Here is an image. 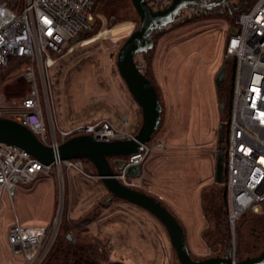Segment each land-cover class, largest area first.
Returning a JSON list of instances; mask_svg holds the SVG:
<instances>
[{
    "label": "rangeland",
    "instance_id": "374dc122",
    "mask_svg": "<svg viewBox=\"0 0 264 264\" xmlns=\"http://www.w3.org/2000/svg\"><path fill=\"white\" fill-rule=\"evenodd\" d=\"M255 2L225 0L221 11H183L174 24L152 36L153 49L136 57L141 71L156 87L163 107L162 123L151 140V144H164L160 151L151 155L152 158L157 153L161 158L157 165L158 178L160 173L166 175L164 183L159 185L185 189L180 196L182 201H175L173 214L185 229L189 253L197 261L217 257L218 252L213 240L207 241L213 230L207 235L199 234L202 221L200 189L205 185L203 188L208 189L212 199L219 194L215 185L216 161L224 152L219 146L221 134L217 123L221 112L215 97V78L225 63L227 38L233 25L235 27L237 16ZM153 4L155 10L168 6L164 0ZM125 6L127 8L118 10L123 19L117 23L111 11L107 14L104 7L98 5L95 13L99 22L97 30L85 34L79 39V46L67 50L56 59L55 65L44 70L47 95H43V78L37 72L43 107L46 110L50 102L61 131L70 132L73 128L102 120L114 123L125 132L141 129V109L117 67L121 47L140 27V18L131 0L126 1ZM20 11L16 9V12ZM146 56L151 58V71ZM27 67L28 64L22 61L0 69L2 75L8 77L0 84V99L6 104L19 102L30 93L31 86L25 79ZM224 95H227L226 90ZM222 105L224 110L225 104ZM207 108L210 114L206 113ZM199 115L203 122L198 120ZM125 119L129 121L128 126L122 124ZM148 158L142 165L146 173ZM84 171L86 175L63 169L61 178L59 175L53 179L41 177L19 185L14 197L8 194L0 197V264H22L21 257L13 256L15 260L19 259L13 261L6 243L10 225L17 220L25 226L52 224L60 215L62 202L61 224L89 218L85 229L92 238L88 243L96 244V238L99 240L107 264H180L169 234L157 218L126 201H108L110 193L101 180L95 178L96 170L85 163ZM148 189L140 191L154 196ZM260 214L264 215L262 208L259 214L247 213L249 216ZM187 227L197 229V235L189 236ZM241 231L248 234L249 226L243 223ZM231 233L232 242L226 250L235 253L236 260H240L236 253V230L234 235L232 230ZM74 236L78 237V234L74 232Z\"/></svg>",
    "mask_w": 264,
    "mask_h": 264
},
{
    "label": "built area",
    "instance_id": "2783aa9c",
    "mask_svg": "<svg viewBox=\"0 0 264 264\" xmlns=\"http://www.w3.org/2000/svg\"><path fill=\"white\" fill-rule=\"evenodd\" d=\"M94 5L95 0H0V69L7 68L14 59L26 62L25 79L31 86L30 93L19 102L6 104L0 99V118L26 126L54 151L75 136L116 141L130 140L136 135L121 131L108 120L63 132L52 114L50 102L46 110L43 107L37 72L43 78V95H47L44 70L55 65L56 59L67 50L80 45V34L90 29L95 18ZM233 29L238 33L232 34ZM231 32L225 52L236 59V68L230 132L224 154L228 221L234 235L237 221L247 212L259 214L264 200V0H257L251 8L242 11ZM122 124L128 126L129 121L125 119ZM163 145L152 142L142 153L130 157L123 170L116 173L117 179L129 188L143 190L144 173L131 178L126 170L132 165H143ZM63 169L86 175L81 159L76 162L56 159L46 165L21 149L0 142V197L10 195L13 187L41 177L61 178ZM95 178L99 179L97 175ZM63 207L62 202L60 215L52 224L25 226L17 220L10 225L8 246L13 256L21 257L22 264H42L45 260L58 236Z\"/></svg>",
    "mask_w": 264,
    "mask_h": 264
},
{
    "label": "water",
    "instance_id": "95a60500",
    "mask_svg": "<svg viewBox=\"0 0 264 264\" xmlns=\"http://www.w3.org/2000/svg\"><path fill=\"white\" fill-rule=\"evenodd\" d=\"M131 1L140 18V27L121 47L117 57V67L121 78L142 112L143 125L135 137L130 140L96 141L92 136H75L63 143L57 151H54L51 147L40 142L26 126L9 118H0V142L21 149L46 165H51L56 159L60 161L78 158L89 160L93 164L97 176L110 193L108 201L120 199L141 207L164 225L180 264H264V251L258 256L244 260H236L235 253L233 255L230 251L224 257L194 260L187 247L185 229L178 218L155 197L129 188L117 179L116 173L123 170L130 157L144 151L162 123L163 107L158 91L139 69L136 57L153 49L152 36L157 31L174 24L183 10L191 5L211 10L223 4L222 0L217 3H208L207 0H172L168 7L154 10L148 0ZM237 31V29H233L231 33L237 34ZM230 59V56L226 57L225 63L216 75V87L224 82L226 65ZM220 139L222 140V136ZM111 159L114 162H111ZM224 159L225 154L221 152L216 161L215 178L218 183L224 182ZM142 173L143 168L140 164L132 165L126 170V175L131 178L140 177ZM15 190L16 187L10 190L11 197H14Z\"/></svg>",
    "mask_w": 264,
    "mask_h": 264
},
{
    "label": "trees",
    "instance_id": "16d2710c",
    "mask_svg": "<svg viewBox=\"0 0 264 264\" xmlns=\"http://www.w3.org/2000/svg\"><path fill=\"white\" fill-rule=\"evenodd\" d=\"M126 1L128 0H95L93 12L95 14L98 5H101L104 7L105 12L107 14L109 11H111V13L116 16V20L118 23L123 19L122 16L118 15V10L127 8V6H125ZM253 5L254 4H252V6ZM132 7L135 10L133 4ZM98 26L99 22L98 20H96V18H94L90 29L80 34L79 39L83 38L85 34L88 35L96 31ZM145 59L149 62V69L151 71V58L146 56ZM13 62L20 61L18 59H14L11 61V63ZM138 67L140 69L139 65ZM235 68L236 59L232 57L226 65V78L224 82L220 86L216 87L215 90L217 101L220 103L221 112V117L218 124V132L222 136V140L219 139V146L221 151H224L227 147V141L230 132V123L232 115V90L235 80ZM1 70L0 84H3L4 82H6V80H8V77L3 76V71ZM145 76L148 78L146 74ZM224 90L227 91L226 96L224 95ZM222 103L225 104L224 110L221 107ZM138 130L139 128L134 133L137 134ZM78 159H81L83 164L87 163L93 169H95L93 164L89 160L83 158ZM78 159L74 160L77 161ZM224 166V182L218 183L215 178V185H217L219 188V194L215 198L213 197L214 199H212L207 193L208 189L203 188L200 197L201 211L206 221V229L203 233L207 235L208 231L213 230V235L211 234L212 236L210 235V238H207V241L209 239L213 240V246L216 245L218 247L217 256L221 257L227 255L226 249L232 242V233L228 221L229 213L226 188V159H224ZM261 208L264 211V200L261 204ZM247 213H245L237 221L236 224V253L237 259L240 260L258 256L264 251V215L260 214L249 216L247 215ZM89 222V218H79L77 220H73L72 222L63 221L60 226L59 233L54 242V245L45 260L42 262V264H107L105 254L100 251L101 243L99 242V240L96 238V244L88 243V239L92 238V236H89L87 230L85 229L86 225ZM243 223L249 226L248 234H245L241 231V226ZM74 232L78 234V237L74 236ZM79 239L83 240L79 241Z\"/></svg>",
    "mask_w": 264,
    "mask_h": 264
},
{
    "label": "crops",
    "instance_id": "0c3cea01",
    "mask_svg": "<svg viewBox=\"0 0 264 264\" xmlns=\"http://www.w3.org/2000/svg\"><path fill=\"white\" fill-rule=\"evenodd\" d=\"M215 97H216V93H215ZM216 100H217V97H216ZM206 113L210 114V110L208 108H207ZM198 120L200 122H203V117L199 115ZM213 122H216V120L213 121ZM217 124H219V121H218ZM156 151H160V150H156ZM156 151H154L153 154H155ZM173 154H174V152H173ZM151 155L149 156L148 162H147V164H148L147 165L148 166V173H146L145 170L143 171L144 178H145V181H146L145 188L149 187L148 191L151 189L149 192H151L154 196H156V198H159V200H161L163 205L166 206L169 210H171L173 212V210H175V207H174L175 201H177V202L182 201L180 196L182 194H184V190L185 189L182 191V189H178V188H176L173 185H170L169 187L165 186V187L162 188L159 184H161L162 182L164 183L163 179H164V176L166 177V175L163 174V173H160V177L158 178L159 174L157 173L158 172V168H159L157 165L160 163L161 158H159V154H157V153H156L155 157L151 158ZM194 155L196 156L197 154H194ZM152 163L154 164V166H151ZM42 178H46V177H42ZM196 187H198V186H196ZM203 187H205V185ZM203 187H201V189H200V197H201V192H202ZM16 191H17V188L15 190V193H16ZM200 197H199V205H200ZM200 215H201L202 221H201V225H200L201 228L199 227V229L201 230L199 232V234L201 236V234H203V232L206 229V221H205V219L203 217V214H202V211H201V206H200ZM179 218H180L181 222L183 223V218L184 217H183L182 214L179 215ZM187 234L189 236L193 237V235L194 236L197 235V229L187 227ZM6 243H7V246H8V242L7 241H6ZM8 248H9V246H8ZM9 251H10V249H9ZM12 258H13V261H15V262L19 261V259H16V260L14 259L13 254H12Z\"/></svg>",
    "mask_w": 264,
    "mask_h": 264
},
{
    "label": "flooded vegetation",
    "instance_id": "af4514ba",
    "mask_svg": "<svg viewBox=\"0 0 264 264\" xmlns=\"http://www.w3.org/2000/svg\"><path fill=\"white\" fill-rule=\"evenodd\" d=\"M161 0H148V2H149V4L153 7V2L155 3V2H160ZM164 1H167V5L169 6L170 4H171V2H172V0H164ZM219 1H221V0H207V2L208 3H217V2H219ZM222 1H225V0H222ZM230 2L231 1H228L227 3L228 4H230ZM167 6V7H168ZM224 7H225V5L224 4H221V5H218V6H216V7H214L213 9H211V10H207V9H202V8H200V7H198V6H194V5H191L189 8H187V9H185V10H183V11H188V10H190V11H199V12H202V11H208V13H211V12H213V11H217V10H224ZM154 9V8H153ZM155 10V9H154ZM177 20V19H176ZM113 161V159H111V162Z\"/></svg>",
    "mask_w": 264,
    "mask_h": 264
}]
</instances>
